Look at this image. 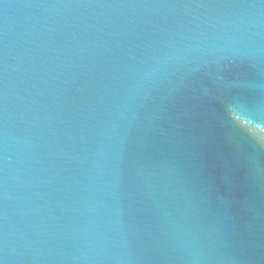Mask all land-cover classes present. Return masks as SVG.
Segmentation results:
<instances>
[{"label":"water","instance_id":"1","mask_svg":"<svg viewBox=\"0 0 264 264\" xmlns=\"http://www.w3.org/2000/svg\"><path fill=\"white\" fill-rule=\"evenodd\" d=\"M245 110L264 0H0V264H264Z\"/></svg>","mask_w":264,"mask_h":264},{"label":"clouds","instance_id":"2","mask_svg":"<svg viewBox=\"0 0 264 264\" xmlns=\"http://www.w3.org/2000/svg\"><path fill=\"white\" fill-rule=\"evenodd\" d=\"M232 116L235 118L237 121H243L247 126L249 132L255 136L257 139L260 141L264 142V127L260 126L259 124H254V113L247 112L246 110L243 112L241 115H237L236 112L234 111L232 113ZM245 116L247 119H245Z\"/></svg>","mask_w":264,"mask_h":264}]
</instances>
